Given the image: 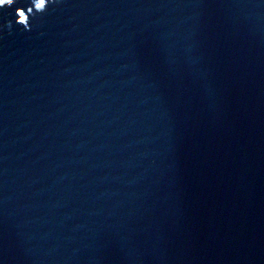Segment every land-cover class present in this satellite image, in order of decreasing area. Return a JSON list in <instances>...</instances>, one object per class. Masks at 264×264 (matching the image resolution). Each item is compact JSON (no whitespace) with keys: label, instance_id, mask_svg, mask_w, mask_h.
<instances>
[{"label":"water","instance_id":"95a60500","mask_svg":"<svg viewBox=\"0 0 264 264\" xmlns=\"http://www.w3.org/2000/svg\"><path fill=\"white\" fill-rule=\"evenodd\" d=\"M0 264H264V0H2Z\"/></svg>","mask_w":264,"mask_h":264},{"label":"clouds","instance_id":"9594fccd","mask_svg":"<svg viewBox=\"0 0 264 264\" xmlns=\"http://www.w3.org/2000/svg\"><path fill=\"white\" fill-rule=\"evenodd\" d=\"M0 2H2V0H0Z\"/></svg>","mask_w":264,"mask_h":264},{"label":"snow or ice","instance_id":"6c2138e0","mask_svg":"<svg viewBox=\"0 0 264 264\" xmlns=\"http://www.w3.org/2000/svg\"><path fill=\"white\" fill-rule=\"evenodd\" d=\"M13 2H14V0H13Z\"/></svg>","mask_w":264,"mask_h":264}]
</instances>
